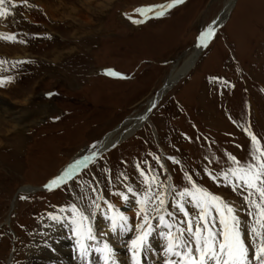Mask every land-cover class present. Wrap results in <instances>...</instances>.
<instances>
[{
	"label": "rangeland",
	"instance_id": "obj_1",
	"mask_svg": "<svg viewBox=\"0 0 264 264\" xmlns=\"http://www.w3.org/2000/svg\"><path fill=\"white\" fill-rule=\"evenodd\" d=\"M227 1L184 0L164 16L151 13L136 24L123 17L128 10L134 16L137 7L169 0H29L31 8L16 0L15 15L0 18V32L26 41L0 39V60L6 61L0 77L13 78L0 87V101L10 106L9 126L0 128V264H27L29 245L48 214L70 203L86 207L95 198L92 188L113 203L111 192L125 190V183L140 187L137 165L162 182L171 176L177 186L186 170L214 194L242 203L203 169L217 170L211 158L226 159L225 151L247 157L250 140L241 125L264 140V0H236L194 68L157 100L147 123L77 174L76 180L92 186L86 199L80 200L75 180L36 190L142 114ZM34 9H39L35 22ZM16 61L27 63L14 66ZM15 121L19 129L12 128ZM121 173L128 179H118ZM26 187L37 192L20 191Z\"/></svg>",
	"mask_w": 264,
	"mask_h": 264
},
{
	"label": "snow or ice",
	"instance_id": "obj_2",
	"mask_svg": "<svg viewBox=\"0 0 264 264\" xmlns=\"http://www.w3.org/2000/svg\"><path fill=\"white\" fill-rule=\"evenodd\" d=\"M183 2L169 0L165 4L137 7L133 11L141 18L133 19L132 22L143 23L150 13L157 18L162 17L167 10ZM20 4L33 7L29 0H20ZM17 6L16 0H0V18L14 16L13 9ZM215 23L213 21L200 31L197 47H207L208 41L215 35ZM0 39L26 42L17 41L16 33L0 32ZM5 63L0 60V66ZM13 63L15 66L27 61ZM105 73L124 78L112 69H105ZM12 79L10 76L0 77V87ZM240 127L250 140L247 157L241 160L225 151L226 159L211 158L219 165L217 170L206 165L203 172L218 186L230 188L232 193L241 197V204L214 194L186 170L181 169L183 183L177 186L173 184L171 176L167 182H162L155 174L146 173L137 165L140 187L125 183V190L111 192L123 206L135 213L136 222L133 226L125 211L106 199L96 188L75 179L82 168L95 163L99 157L97 151H92L67 165L43 187L51 191L75 180L83 193L81 201L88 197L86 188H92L95 198L86 207L77 203H70L67 208L61 207V214L49 213L48 219L69 228L74 238V251L81 264H121L114 246L103 239L108 232L124 241L128 264H144L149 255L156 256L158 264H264V140L258 138L250 126ZM153 159L160 164L158 157L153 156ZM169 159L173 164L180 163L175 157ZM160 167L163 168V165L160 164ZM121 177L128 179L124 173L117 178ZM20 198L25 199L23 196ZM101 202L106 205L104 209H101ZM65 212L69 213L66 217L63 215ZM97 213L102 215L107 224V232H100L99 236L94 225ZM240 213H244L247 220L241 219ZM125 237L130 238L125 241ZM154 240L159 243L154 245Z\"/></svg>",
	"mask_w": 264,
	"mask_h": 264
},
{
	"label": "bare ground",
	"instance_id": "obj_3",
	"mask_svg": "<svg viewBox=\"0 0 264 264\" xmlns=\"http://www.w3.org/2000/svg\"><path fill=\"white\" fill-rule=\"evenodd\" d=\"M235 2L236 0H228L226 2V4L223 7V10L214 19V21L216 22L213 25L214 28H217L220 24H221L220 27H222L226 23L230 12L234 8ZM35 8H39V7H35ZM38 13H39V9L38 10L34 9V11L30 10V16L32 17L34 22L38 18L37 16ZM129 13L130 11L128 10L126 13L128 15L124 14L123 17L127 19H131V20L141 18L138 13H136L134 16H129ZM209 42L207 43V46ZM205 48L206 47L204 46L197 47V42H196L190 54L187 55L186 60L184 61L182 67L179 70L171 73L167 77L162 89L150 101H148L144 112L136 116L134 119H130L129 121H127V123L124 125L122 129L119 130V132L117 131L119 129L118 128V129L113 130L110 134L106 135L95 146L94 149L87 150L83 154V156L89 155L92 151H97L99 156H101L102 154L113 149L116 145L132 137L134 133L137 132V130L140 127L143 126L144 123H147L149 114L151 111V107L155 105L157 100H159V98L163 96L167 90H169L172 84H175L179 79L186 76L194 68V66L196 65V62L198 61V58L200 57L202 51ZM6 84H9V82H6ZM9 108H10L9 104H6L0 101V128H3V130L4 128L9 126V121L7 120ZM19 127L20 125L16 121L12 125L13 129L14 128L19 129ZM6 134L8 135L9 133H6ZM80 158L75 157L67 165H69L70 163H73L75 160L80 159ZM63 169H61L60 172ZM36 190L26 187V188H23L21 192L23 191L24 193L33 194L37 192ZM113 204L120 208L123 205L120 199L116 196L113 201ZM133 207H134V204H133ZM125 213L130 217V222L135 220V213L132 211L131 208H130V211H125ZM59 214L61 213L59 212L58 215ZM63 215L66 217L69 215V213L65 212L63 213ZM94 225L97 230L107 232V224L103 220V217L100 213H97L96 219L94 220ZM106 236H107L106 240H108L116 249V255L124 257V258L121 257L124 260L123 262L121 261V264H128V254L126 252L124 242L121 239H119L117 236L113 237L112 233L110 232H108ZM112 237L114 239L117 238V240L113 241ZM128 238L130 237H125L126 240ZM153 243L154 245H156L159 242L154 240ZM74 247H75L74 238L72 237V234L69 228L63 223H56L48 219L45 226L39 231V234L36 237V239H34L32 243L29 245V249L27 250V255H28L27 264H81L77 253L74 251ZM117 259H119V257H117ZM155 263H157V257L151 256V255H149V258L145 260L144 262V264H155Z\"/></svg>",
	"mask_w": 264,
	"mask_h": 264
},
{
	"label": "water",
	"instance_id": "obj_4",
	"mask_svg": "<svg viewBox=\"0 0 264 264\" xmlns=\"http://www.w3.org/2000/svg\"><path fill=\"white\" fill-rule=\"evenodd\" d=\"M220 26H221V24H220L217 28H215V32L218 30V28H220ZM208 42H209V41H208ZM167 91H168V90H167ZM167 91H166V92H167ZM166 92H165V93H166ZM165 93H164V94H165ZM156 104H157V102L155 103V106H156ZM153 108H154V107L152 106L151 109H153ZM147 114H148V113H147ZM146 116H147V115H146ZM37 190L45 191L46 189L42 186V187H40V188L37 189ZM20 191H21V190H20Z\"/></svg>",
	"mask_w": 264,
	"mask_h": 264
}]
</instances>
